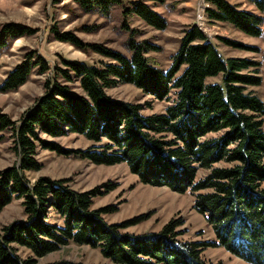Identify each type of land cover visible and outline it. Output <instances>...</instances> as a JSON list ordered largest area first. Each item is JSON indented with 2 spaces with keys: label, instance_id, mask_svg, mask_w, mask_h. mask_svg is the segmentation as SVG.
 Here are the masks:
<instances>
[{
  "label": "trees",
  "instance_id": "obj_1",
  "mask_svg": "<svg viewBox=\"0 0 264 264\" xmlns=\"http://www.w3.org/2000/svg\"><path fill=\"white\" fill-rule=\"evenodd\" d=\"M74 1L104 16L123 3ZM207 1L212 4L207 9L210 19L229 22L250 36L264 33L263 17L227 0ZM249 1L264 12V0ZM132 12L158 29L167 26L166 19L143 1H133L124 10L125 14ZM32 33L25 25L5 24L0 29V56L13 40ZM57 39L84 48L70 32L59 33ZM92 46L111 61L99 66L64 59V66L55 67L53 79L46 82L45 94L18 126L0 112V131L12 128L20 154L18 166L0 169V211L17 196L24 198L27 216L0 235V264L37 263L32 257L20 256L15 244L43 257L71 241L100 247L118 264H209L202 252L217 246L254 264H264V101L249 90L262 82L261 62L224 58L197 25L185 30L168 70L151 63L146 53L157 47L146 41L131 37V56L102 45ZM38 64L43 71L48 68L36 51L31 52L9 71L1 90L18 89ZM252 68L256 75L244 73ZM218 76L220 82L209 81ZM119 82L133 83L160 99L170 98L175 89L176 97L164 113L145 115L140 104L115 99L106 92ZM75 83L81 92L74 90ZM220 131L225 133L207 138L209 133ZM72 132L95 141L109 140L101 147L78 152L82 158L108 165L124 162L146 183L198 192L195 207L214 227L218 242L181 241L175 231L179 223L174 221L156 233H121V226L106 223L101 212L92 209L97 190L81 192L68 186L66 180L49 177L30 182L25 171L41 168L34 156L39 134ZM220 161L232 165L213 167ZM198 166L211 170L195 182ZM49 208L62 216L63 225L46 221ZM50 264L84 263L59 260Z\"/></svg>",
  "mask_w": 264,
  "mask_h": 264
},
{
  "label": "rangeland",
  "instance_id": "obj_2",
  "mask_svg": "<svg viewBox=\"0 0 264 264\" xmlns=\"http://www.w3.org/2000/svg\"><path fill=\"white\" fill-rule=\"evenodd\" d=\"M133 1L148 4L166 19L167 26L158 29L133 12L125 14L124 10ZM227 1L264 20V12L252 1ZM210 7L212 4L207 0H123L121 5L104 16L96 10L83 9L74 0H0V29L5 24L18 23L33 30L32 34L13 40L1 54L0 87L9 71L28 58L31 52L36 51L48 66L45 71L41 70V64L34 66L28 81L16 90L3 91L0 88V112L7 114L18 126L23 115L45 94L46 82L53 79L55 67L64 66V59L99 66L110 62V58L94 50L93 44L131 56L129 39L133 37L138 42L146 41L157 47L146 53L151 63L168 70L185 30L192 25L202 30L224 58L242 57L261 62L259 76L262 82L259 86L249 87V90L264 101V33L261 36H250L229 22L212 20L207 14ZM262 29L264 31V21ZM64 32L77 36L84 48L57 39L58 34ZM232 42L237 44H230ZM36 60L34 58L33 61ZM244 73L256 75L253 68ZM209 81L220 82L221 76L210 78ZM78 85L74 84V90L81 92ZM106 92L115 99L140 104L145 115L164 113L176 97L175 89L170 98L160 99L133 83L125 82L107 88ZM13 133L12 128L0 131V169L19 165L20 154L15 148ZM223 133L225 131L212 132L207 138L218 137ZM107 142L109 140L106 138L95 141L75 132L62 136L40 133L34 156L41 168L25 171V177L32 183L41 177L66 180L68 186L81 192L97 190L92 198V209L101 212L106 223L121 226V233H156L174 221L179 223L175 231L181 241L218 242L214 227L195 207L198 192L191 188L179 192L167 185L155 186L144 182L127 163L98 164L77 154L93 146L101 147ZM231 165L220 161L213 167ZM210 170L198 166L194 181L205 178ZM23 201L24 198L13 196L12 201L0 211V235L12 223L27 219ZM46 221L64 224L62 216L53 208L48 209ZM14 246L20 256L32 257L37 261L36 264H50L59 260L84 264H118L106 257L100 247L73 241L43 257H37L22 245ZM202 256L209 264H254L223 246L208 247L203 250Z\"/></svg>",
  "mask_w": 264,
  "mask_h": 264
}]
</instances>
